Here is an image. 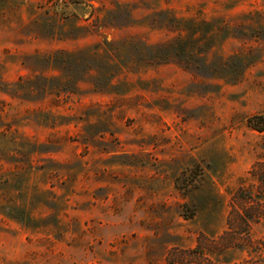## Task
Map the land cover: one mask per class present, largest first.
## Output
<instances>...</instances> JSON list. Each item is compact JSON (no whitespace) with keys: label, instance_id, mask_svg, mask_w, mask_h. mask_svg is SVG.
<instances>
[{"label":"rangeland","instance_id":"1","mask_svg":"<svg viewBox=\"0 0 264 264\" xmlns=\"http://www.w3.org/2000/svg\"><path fill=\"white\" fill-rule=\"evenodd\" d=\"M262 120L264 0H0V264H264Z\"/></svg>","mask_w":264,"mask_h":264},{"label":"trees","instance_id":"2","mask_svg":"<svg viewBox=\"0 0 264 264\" xmlns=\"http://www.w3.org/2000/svg\"><path fill=\"white\" fill-rule=\"evenodd\" d=\"M195 74H197L196 71H192ZM260 119V118H259ZM262 119V118H261ZM252 129H256L257 131L261 132L263 131L262 128H255L256 124H252V121H249ZM264 125V120L261 122ZM252 176L255 178V173L256 171H252ZM256 195L248 194V196H245L243 192L238 193V201L240 202V205L242 206L241 208V213L239 214L240 217V222L242 221V226L249 227L250 223H258L259 220H264L263 216L260 215L259 212H257L258 207L260 206L258 204V197L256 198ZM245 207V208H244ZM246 209V210H245ZM259 211V210H258ZM262 217V218H261ZM229 225V224H228ZM231 225V222H230Z\"/></svg>","mask_w":264,"mask_h":264}]
</instances>
